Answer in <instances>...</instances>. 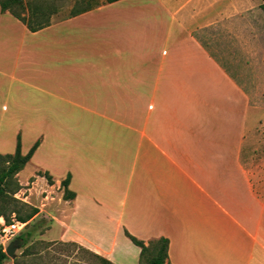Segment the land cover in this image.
<instances>
[{
  "label": "crops",
  "instance_id": "crops-1",
  "mask_svg": "<svg viewBox=\"0 0 264 264\" xmlns=\"http://www.w3.org/2000/svg\"><path fill=\"white\" fill-rule=\"evenodd\" d=\"M256 9L100 0L34 32L0 11V112L41 114L27 164L34 190L58 189L53 240L139 264L126 231L168 239L167 264H264V201L241 163L242 82L264 68L263 43L243 38Z\"/></svg>",
  "mask_w": 264,
  "mask_h": 264
},
{
  "label": "rangeland",
  "instance_id": "rangeland-1",
  "mask_svg": "<svg viewBox=\"0 0 264 264\" xmlns=\"http://www.w3.org/2000/svg\"><path fill=\"white\" fill-rule=\"evenodd\" d=\"M24 2L25 4L31 3L39 6L45 10L46 14L50 11H56L53 16L55 20H60L68 17L72 9L87 7L91 9L98 5L100 0H24ZM263 2L264 0H257V9L251 17L246 19L245 14L242 15L243 38L246 34L248 35V31L252 30V38H257L264 46V12L260 8ZM225 37L226 42H228L227 34H225ZM243 47H245L244 44ZM261 61L264 62V58H259V62ZM257 70L258 73L254 75L255 79L252 82L248 84L242 82L245 91L249 95L250 103L247 110V119L243 125L241 163L243 169L251 174L252 184L257 190L259 199L264 201V68L260 64ZM9 110H11L10 107L8 111L0 112V154H12L14 152L17 136L20 138L21 151L27 152L33 144L34 138H37L39 141L41 140L40 123L37 122L41 114H39V111H29L26 114L25 112H18L16 115L19 119L16 117L15 121L13 113L10 114ZM37 135L40 136L38 137ZM31 162L24 166L20 177L16 175V180L20 178L23 184L13 197L20 202L38 208V214L25 223L23 229L18 234L32 228H34V233L25 246H21L20 244L19 248L15 250V257L13 259L7 257L4 264H14L13 260L15 259L20 262L18 264H44L45 259H47L48 250H43V248L51 242H56L53 238L57 232L56 230H52L51 224L45 215H47V212H51V205L57 196L58 189L50 186L49 191H47L48 187L42 190L38 186H35L34 190L32 183L35 178L28 173L31 169ZM35 163V161L32 162V164ZM35 175H38V172ZM15 237L4 245L1 244L3 251H5L11 241L15 240ZM26 248L36 254L24 256ZM43 256L44 261L42 259ZM56 256L57 264H62L64 261L65 264H93L95 262L90 255H85L73 247L68 252H64L63 255L59 253ZM22 260H25L26 263Z\"/></svg>",
  "mask_w": 264,
  "mask_h": 264
},
{
  "label": "trees",
  "instance_id": "trees-1",
  "mask_svg": "<svg viewBox=\"0 0 264 264\" xmlns=\"http://www.w3.org/2000/svg\"><path fill=\"white\" fill-rule=\"evenodd\" d=\"M113 1L116 0H105L106 3ZM260 8L264 12V2ZM89 9L90 7L83 9L74 8L71 10L68 17L78 15ZM0 11L1 13H9L13 18L23 23L31 32L48 26L51 23V17L56 13V11H50L46 14L45 10L41 9L39 6L31 3L25 4L24 0H0ZM38 145L39 141L34 142L29 150L25 154H22L20 138L17 136L14 152L12 154H0V218L3 219L5 225L10 224L13 220L21 223H27L38 214V208L20 202L13 197V195L21 188L18 180H16V175L31 159ZM38 175L44 176L49 184L52 183L51 178L47 173L38 172ZM67 185L68 178H65L61 181V187L63 188L62 198L64 200L73 198V194L67 191ZM1 228L2 226L0 225V230ZM33 229L34 228L29 229L15 237V239L20 241L21 246H25L27 244L28 240L34 233ZM124 234L135 246L140 248L139 264H167L168 239L161 237L148 241V243L145 244L143 241L131 236L126 231ZM72 247L77 248L85 255H90V257L95 261L93 264H112L110 261L88 251L87 249L75 243L68 242H51L48 245H45L43 250L46 249L48 252L47 259H45V261L44 256L42 257L44 264H57L56 254L60 253L63 255L64 252H68ZM32 254L36 253L29 251L28 248L25 249L24 256ZM6 259L7 255L3 251V246L0 244V264H4ZM22 261L26 263L25 260ZM13 262L14 264L20 263L17 259L13 260ZM62 264H65V261L62 262Z\"/></svg>",
  "mask_w": 264,
  "mask_h": 264
},
{
  "label": "built area",
  "instance_id": "built-area-1",
  "mask_svg": "<svg viewBox=\"0 0 264 264\" xmlns=\"http://www.w3.org/2000/svg\"><path fill=\"white\" fill-rule=\"evenodd\" d=\"M0 225L2 226L0 230V244L4 245L23 229L25 223L13 220L10 224L5 225L3 219L0 218Z\"/></svg>",
  "mask_w": 264,
  "mask_h": 264
},
{
  "label": "water",
  "instance_id": "water-1",
  "mask_svg": "<svg viewBox=\"0 0 264 264\" xmlns=\"http://www.w3.org/2000/svg\"><path fill=\"white\" fill-rule=\"evenodd\" d=\"M19 246H20L19 240L15 239V240L11 241L4 251L5 254L7 255V257L13 259L15 257L14 252L17 248H19Z\"/></svg>",
  "mask_w": 264,
  "mask_h": 264
}]
</instances>
